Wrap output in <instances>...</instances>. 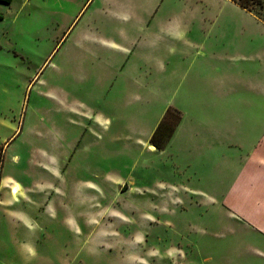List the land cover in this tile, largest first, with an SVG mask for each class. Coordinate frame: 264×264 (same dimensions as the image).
<instances>
[{
    "label": "rangeland",
    "instance_id": "obj_1",
    "mask_svg": "<svg viewBox=\"0 0 264 264\" xmlns=\"http://www.w3.org/2000/svg\"><path fill=\"white\" fill-rule=\"evenodd\" d=\"M241 1L264 20V0ZM133 2L138 18L124 26L146 50L139 57L86 56L69 23H0V264H264V235L198 193L222 195L227 170H203L184 130L166 148L148 147L169 108L196 119V104L211 102L204 90L234 87L244 106L264 60V22L229 0ZM155 57L167 67L156 77ZM128 66L135 78L120 74ZM37 202H52L58 217ZM21 240L35 253L22 259Z\"/></svg>",
    "mask_w": 264,
    "mask_h": 264
},
{
    "label": "crops",
    "instance_id": "obj_2",
    "mask_svg": "<svg viewBox=\"0 0 264 264\" xmlns=\"http://www.w3.org/2000/svg\"><path fill=\"white\" fill-rule=\"evenodd\" d=\"M239 9L264 22L254 10L243 6H239ZM0 13L2 14L0 23L13 27L14 25H43V28H49L56 24L69 23L70 27L74 26L69 35L70 38L74 33L71 39L74 46L85 49L86 56H92V58L98 56L101 58V53H105L103 57L108 59L110 56L106 55L109 50L115 55L130 57L138 49V57L140 54L145 55L146 50L139 46L141 41L124 26L138 18L139 7L133 0H127L125 3L120 0H11L10 3L0 4ZM59 13L66 18L58 19L56 15ZM165 33L166 37L173 36L171 31ZM148 65L150 69L148 72L154 77L167 71L166 62L161 58L155 57L148 61ZM107 70L117 74L109 67ZM137 73L128 66L120 74L135 78ZM109 75L111 74L104 76L108 79ZM136 84L138 85V81ZM246 84L247 87L244 90L249 97L244 100L242 108L236 105L235 96L239 90L234 87L227 89L214 87L200 92L201 95L210 94L211 102H198L196 119L191 122H187L186 113L181 107L180 110L183 112L181 121L168 143L176 139L179 130L181 132L184 130L186 142L194 144L197 155L206 159L205 163L202 162L203 170H227V188L222 195L208 189L198 190L199 195L209 204L218 206L219 211L231 220L240 221L246 228L264 235V60L261 68L249 75ZM141 89L145 92L151 91L152 94L156 92L153 85L145 84L141 86ZM218 95L224 96L222 100ZM131 96L137 103L143 101L139 94ZM162 120L149 134L148 147L151 149L156 147L151 143V138ZM101 122L105 126L109 125V120L105 117L101 118ZM156 149L159 148L156 147ZM54 171L59 173L57 170ZM210 182H213V188L210 190H214L219 185L212 180ZM85 184L91 189L99 188L93 182ZM35 205L43 206L44 213L52 212L53 218L58 217V214L54 215L53 210L48 209L49 207L53 209L52 202L51 204L46 202L44 205L37 202ZM18 214L20 215L18 221L27 227H34L37 223L35 221L37 217L33 219L23 212ZM19 246L18 254L22 259L24 253L26 255L35 253L29 241L21 240Z\"/></svg>",
    "mask_w": 264,
    "mask_h": 264
},
{
    "label": "trees",
    "instance_id": "obj_3",
    "mask_svg": "<svg viewBox=\"0 0 264 264\" xmlns=\"http://www.w3.org/2000/svg\"><path fill=\"white\" fill-rule=\"evenodd\" d=\"M239 3L241 6L253 10L246 3L241 0H233ZM254 2L261 3L262 0H252ZM11 0H0L1 3H10ZM2 18V14L0 13V19ZM181 121V113L177 110L169 109L164 117V119L160 122L157 127L154 135L151 138V143L155 145L159 149H163L167 143L170 141L173 136L177 125Z\"/></svg>",
    "mask_w": 264,
    "mask_h": 264
},
{
    "label": "bare ground",
    "instance_id": "obj_4",
    "mask_svg": "<svg viewBox=\"0 0 264 264\" xmlns=\"http://www.w3.org/2000/svg\"><path fill=\"white\" fill-rule=\"evenodd\" d=\"M15 191H17V187H14V188H13V192H15Z\"/></svg>",
    "mask_w": 264,
    "mask_h": 264
}]
</instances>
